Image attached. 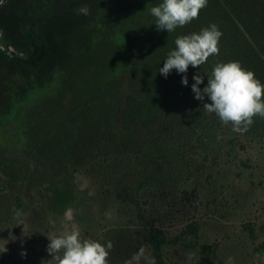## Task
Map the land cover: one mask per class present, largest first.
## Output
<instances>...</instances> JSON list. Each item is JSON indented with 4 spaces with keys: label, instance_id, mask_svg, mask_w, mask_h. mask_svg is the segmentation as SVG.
<instances>
[{
    "label": "rangeland",
    "instance_id": "rangeland-1",
    "mask_svg": "<svg viewBox=\"0 0 264 264\" xmlns=\"http://www.w3.org/2000/svg\"><path fill=\"white\" fill-rule=\"evenodd\" d=\"M160 3L0 0L7 55L30 54L34 26L44 42L33 64L0 57V264H47L49 238L74 227L112 242L109 264L141 247L148 259L140 264H157L155 233L161 264H199L203 248L210 264H264V156L254 168L236 166L226 149L195 150L192 122L170 130V116L130 121L114 108L115 93L142 82L134 66L150 75L179 35L209 27L200 10L171 33L158 30L150 9ZM207 5L224 17L225 0ZM225 43L219 62H229Z\"/></svg>",
    "mask_w": 264,
    "mask_h": 264
},
{
    "label": "trees",
    "instance_id": "trees-1",
    "mask_svg": "<svg viewBox=\"0 0 264 264\" xmlns=\"http://www.w3.org/2000/svg\"><path fill=\"white\" fill-rule=\"evenodd\" d=\"M225 1L227 2V10L231 11L233 15H230L227 10L221 9L224 17L220 18L219 7L221 6L218 5V7L212 8L207 5L202 9L210 20L207 26L216 24L222 32L219 47L223 46L224 42H226L225 47L229 46L226 49L228 51V61L241 62L244 68L253 71L261 83L264 84V14L261 15L258 12L259 10H264V0ZM238 2L243 7L238 6ZM194 30L192 29L191 31ZM191 33H196V30L195 32L189 31L183 35ZM41 45H44L43 35L34 26L31 39L32 49L29 55L25 58L18 56L10 57L0 48V57H10L14 60L33 64L36 61V56ZM216 63H220L219 56L213 55L200 68H193L190 65L186 74L178 73L176 69H172L167 77L162 75L159 69H154L150 75H144L148 66L142 68V63H138L134 66V71L141 75L140 81L142 82L139 83V80L132 81L125 90L119 91V94L115 93V98H113L116 101L114 108L123 110V115L130 121L135 116L140 117L145 112H150L154 117L160 118L170 116L174 119V121H171L172 124L165 122L170 130L171 127L175 129L183 121L184 124L192 122L193 129L187 128L186 131L189 137L188 141L192 142V147L195 150L211 153L219 148L226 149L223 152L228 156L229 163L235 162L236 166L241 164L244 167L254 168L255 166L251 167L252 160L260 161L264 156V118H260L259 116L254 117L253 124L246 132H234L232 127L224 125L215 113L205 111L203 104L211 102L207 97L203 101H199L195 99V94L192 91V84L195 83L193 76L197 73H205L204 82L199 85L201 90H203L207 85V77L211 74ZM184 75H187V86L182 84ZM224 132L227 133V138H224ZM131 134L132 132L124 137L130 141L133 138ZM238 136H242L245 139L244 143H242L243 146L247 145L248 147L245 151H240L235 147L236 144H240L239 140L237 141ZM219 139L222 140L219 142ZM181 145L184 146V143ZM248 150H250L252 158L248 154ZM212 156L215 159V164L220 165L223 163L221 158H219L221 160L216 161L215 156L218 157L219 154L213 153ZM153 236L151 240L153 239L154 258L157 264H161L163 262L161 252L163 240H159L158 238L162 237V235L155 233ZM202 252L203 256L199 258V264H210L208 259L212 253L211 249L203 248Z\"/></svg>",
    "mask_w": 264,
    "mask_h": 264
},
{
    "label": "clouds",
    "instance_id": "clouds-1",
    "mask_svg": "<svg viewBox=\"0 0 264 264\" xmlns=\"http://www.w3.org/2000/svg\"><path fill=\"white\" fill-rule=\"evenodd\" d=\"M207 3L208 0H162V3L150 9V13L155 18L158 30L171 33L198 19L200 10ZM221 36L222 32L216 24L201 29L199 33L178 36L175 49L168 52L159 72L167 77L172 69L186 74L190 65L200 68L210 56L219 54ZM193 80L195 99L203 101L207 97L211 102L203 104L205 111L215 113L224 125L231 124L234 132H246L253 124L254 117L264 118V84L241 62L216 63L203 90L199 85L204 82V75L197 73ZM182 84L187 86V75L183 76ZM49 240L47 251L52 259L47 264H53V261L55 264H109L110 250L113 248L111 241L102 244L91 238H82L80 230L75 227ZM142 258L148 259L143 247L125 264H140ZM149 264L154 262L149 261Z\"/></svg>",
    "mask_w": 264,
    "mask_h": 264
}]
</instances>
